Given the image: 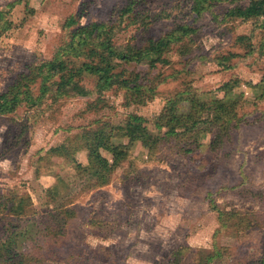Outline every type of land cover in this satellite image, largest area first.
I'll list each match as a JSON object with an SVG mask.
<instances>
[{"label": "rangeland", "instance_id": "rangeland-1", "mask_svg": "<svg viewBox=\"0 0 264 264\" xmlns=\"http://www.w3.org/2000/svg\"><path fill=\"white\" fill-rule=\"evenodd\" d=\"M128 1L0 0V92L53 58L69 38L70 16L83 26H117L119 45L141 48L180 25L195 29L168 46L166 63L110 65L138 75V91L46 95L0 115V264H262L264 17L227 16L254 0H225L201 12L194 0H140L122 18ZM84 83L94 87L95 77L85 75ZM192 98L209 108L198 117L201 147L185 153L196 130L167 135L166 112L177 100L186 114ZM215 99L238 104L221 114L229 123L214 148ZM132 114L159 139L148 146L113 136L86 169L88 131L118 132ZM128 143L127 157L111 169L116 147ZM65 208L74 215L56 233L50 211ZM13 231L22 234L9 254L1 245Z\"/></svg>", "mask_w": 264, "mask_h": 264}, {"label": "trees", "instance_id": "trees-1", "mask_svg": "<svg viewBox=\"0 0 264 264\" xmlns=\"http://www.w3.org/2000/svg\"><path fill=\"white\" fill-rule=\"evenodd\" d=\"M222 1L225 0H194L193 9L201 12L209 6ZM139 2L140 0H129L127 5L121 10L120 16L122 18L129 16ZM8 6L11 8L14 5L10 4ZM227 16L243 21L264 17V0H254L247 6L232 8L228 11ZM65 28L71 29L69 38L57 49L52 59L34 66L30 73L20 74L5 92H0V115L14 113L25 103L34 105L46 95H50L57 100L61 98L91 97L115 87L138 91L141 86L136 78L138 75L131 79L127 76L126 69L116 71L110 65L122 62L131 64L148 62L151 67H155L158 62L166 63L168 61L164 58V51L168 46L172 42H179L182 37L195 32L193 27L183 24L164 37L150 39L148 45L145 48H141L138 45H119L117 42L119 29L109 23L93 22L89 26H83L76 17L70 16L65 23ZM241 39L243 38L241 37ZM148 55H154L155 57L147 59ZM73 58H83L84 60L79 65L73 61ZM87 74L95 77L94 87H88L84 83L85 75ZM35 86L38 88L37 93L34 92ZM230 89L231 87L228 83L225 87L226 93ZM261 96L264 98V89ZM177 103H179L177 100L173 101L167 109L165 124L169 127V130L166 134L173 135L178 129L182 128L186 132L192 131L193 133L200 123L198 117L201 113L208 110L209 102L197 101V99L192 98L190 100V110L186 114L183 112L179 113L180 110L177 108ZM211 103L218 105V112L220 109V113L212 119L209 130L212 133L211 145L215 148L218 144L217 142L222 140L221 134L225 133L227 129L226 123H229L228 120H223L221 114L233 113L238 101L234 99L226 102L222 99H215ZM143 122V117L132 114L125 127H118V132L111 131V133H108L107 131L106 135L103 129L88 131L85 137L88 164L85 168H89L88 165H93L103 158L102 150L108 148L113 136H123L128 139L130 144L135 141H141L148 146L154 144L159 138H152L146 127L143 126ZM194 133L196 139L186 143L185 149L182 147L185 153H190L201 147V131L196 130ZM129 143L116 147L117 156L111 165V169L116 167L119 160L127 157ZM67 215L73 216V210L65 208L50 211V216L57 226L55 229L56 233L63 229L68 218ZM21 234L20 232H11L8 239L2 243V248H6L10 254L9 249L13 250L12 247ZM13 254L17 253L14 252ZM262 264H264V261Z\"/></svg>", "mask_w": 264, "mask_h": 264}]
</instances>
